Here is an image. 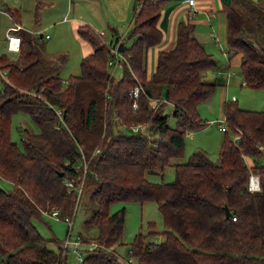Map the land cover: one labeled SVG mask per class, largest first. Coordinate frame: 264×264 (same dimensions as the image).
Segmentation results:
<instances>
[{
	"label": "trees",
	"instance_id": "obj_1",
	"mask_svg": "<svg viewBox=\"0 0 264 264\" xmlns=\"http://www.w3.org/2000/svg\"><path fill=\"white\" fill-rule=\"evenodd\" d=\"M166 1L134 3L130 44L122 42L124 58H117L123 62L118 79L107 63L113 44L89 24H78L77 35L92 50L81 58V72L70 74L67 83L58 73L66 56H42L37 42L43 32L37 36L23 28L18 9L8 8L22 28L19 50L0 53L6 77L0 85V177L13 186H0L3 264H60L65 259L62 245L59 252L47 244L56 237H43L33 218L46 207L69 216L76 193L67 191L65 181L77 184L82 176L93 182V210L83 226L97 232L81 264H124L114 246L122 243L125 208L111 212L110 205L146 200L157 202L164 229L156 231L148 221L146 232H136L128 243L132 261L126 264H264V165L246 161V156L264 154V108H242L226 99L227 129L217 160L198 148L174 163L173 181L146 178V172H162L172 158L183 155L185 133L205 125L197 105L218 85L204 78L216 61L193 35L194 23L187 18L177 22L174 44L158 50L148 73L147 52L162 39L158 20ZM43 4L36 0V15ZM219 10L225 16L227 46L240 56L244 84L264 90V0H219ZM138 82L143 90L132 109L129 91ZM166 87L165 101L152 106L149 98H163ZM164 102L173 105L175 126L167 123ZM17 112L28 114L37 127L21 129V146L11 138V118ZM135 123L146 125V132L132 131ZM251 171L258 175L260 191L247 187ZM158 233L161 240L151 239Z\"/></svg>",
	"mask_w": 264,
	"mask_h": 264
},
{
	"label": "rangeland",
	"instance_id": "obj_2",
	"mask_svg": "<svg viewBox=\"0 0 264 264\" xmlns=\"http://www.w3.org/2000/svg\"><path fill=\"white\" fill-rule=\"evenodd\" d=\"M42 1L44 3L43 7L36 15V0H0L2 6L0 8L4 11L0 13V53H12L6 49V42L3 39L5 37V29L11 23L6 15V11L10 7L19 10L21 15L20 22L23 28L31 32L37 31V36L43 32V36L41 37L42 42H37L42 56L55 57L60 54L66 56L65 63L58 68V73L64 81L67 80L70 74H79L81 72V58L85 55L84 52L90 48V45L86 41L82 40L77 34L75 35V31H73L75 24L87 23L97 33L103 32L102 38L106 43L114 44L111 41H114L116 38L114 36L115 31L119 39L118 42H123L125 45L130 44L127 33L131 28L132 10L136 0ZM176 1L175 5H179L184 0H167L164 6ZM211 1L217 10V17L208 15L202 11H192L190 7L185 17L187 20L194 22L195 36L203 42L205 49L212 54L217 65L215 68L207 69L204 72V78L208 81H217L218 85L207 100L205 99L197 105V109L203 120L206 121V125L193 136H184L183 155L172 158L171 162L165 166L162 172H146V178L150 181H173L175 176L174 163L187 160L191 153L198 148L206 150L211 159L217 160L223 136V131L219 130V121L224 118L222 110L224 99H235L242 108H264V90L242 84L239 56L232 50H229L227 46L226 26L223 13L219 10V2L218 0ZM180 9L185 10L183 6ZM184 10H179L176 13L178 18H182ZM191 17L193 20L190 19ZM208 18L211 19L214 28H217L218 21L220 20L222 30L220 41L217 40V37H215L216 41L213 38L211 39L209 32L212 31V26L207 23ZM121 38L122 40H120ZM153 62L154 59L152 58L151 64ZM122 70V60H115L109 66V71L114 76V79H118L121 76ZM1 83L2 78L0 77V85ZM173 110V105L170 102L163 103L162 112L167 114V123L170 126L176 125ZM23 128L37 131V127L33 124L28 114L24 112L13 114L11 118V138L17 141L19 146H21L20 133ZM122 129L124 128L122 127ZM229 136L231 139L236 138L235 133L232 131H229ZM81 158L85 160L83 155H81ZM246 161L248 165H253L254 161L257 164L264 165V154L258 157L246 156ZM78 185H80V190L75 196L73 212L69 215L67 221L64 220V213L62 212H58L57 216H53L52 211L57 208L51 209V207L41 209L40 217L33 218L34 224L43 237H56L55 241L47 243L49 247L59 250V252L62 251L60 249L61 245L63 250L65 249L66 257L60 264H81L77 260V256L81 254L83 257L85 253L84 249H91L93 247L94 240L91 236L97 232L95 227L85 228L83 226V220L93 210V204L90 202L93 182L86 181L85 176H82ZM0 186L6 190H11L13 187L11 182L1 177ZM17 190L21 189L17 187ZM122 206L125 208L124 230L121 237L122 243L114 246V252L126 264L132 261L129 257L128 243L132 240L134 234L138 231L146 232L148 230V221L154 222L156 231H162L164 224L155 200H146L142 203L138 201H115L110 205V211L113 212ZM84 238L88 240L85 242ZM162 238L163 235L161 233L151 237L155 241H159ZM66 239H68V243L64 245V240ZM0 264H3L1 257Z\"/></svg>",
	"mask_w": 264,
	"mask_h": 264
},
{
	"label": "crops",
	"instance_id": "obj_3",
	"mask_svg": "<svg viewBox=\"0 0 264 264\" xmlns=\"http://www.w3.org/2000/svg\"><path fill=\"white\" fill-rule=\"evenodd\" d=\"M219 2V0H218ZM176 2L174 3H170V4H166L162 10H161V15H160V18L158 20V24L162 30V39L160 42H158L157 44L151 46L148 48V52H147V71L148 73L150 74L151 72H153V69H154V65H155V58H156V55H157V52L159 49H165V48H170L173 44H174V41H175V33H176V24L179 20H185L186 16H187V11L189 9V6L186 4L185 0L183 1L182 4H176ZM1 6V4H0ZM183 6L184 9H180V7ZM196 6H197V12L199 11H202V12H205L207 13L208 15H214L215 17H217L216 15V8L215 6L213 5L212 1L211 0H196ZM2 7V6H1ZM179 10H184L185 12L183 13V16L182 18H178V16L176 15V13L179 11ZM19 11V10H18ZM1 15V14H0ZM6 15L8 16L9 18V15L8 14V9L6 11ZM194 16V15H193ZM224 16V14H223ZM20 18H21V15H20V12H19V16L17 18V21L22 25V23L20 22ZM10 19V18H9ZM12 16H11V20H12ZM191 20H193V18L191 17L190 18ZM10 20V21H11ZM224 21H225V16H224ZM194 23V22H193ZM207 23L209 25L212 26V31L209 32L210 34V37L211 39L213 38L215 40V37H217V40L220 41V38H221V35H222V30H221V24H220V20L218 21V24H217V28H214L213 25H212V22H211V19L208 18V21ZM226 23V22H225ZM78 23L75 24L74 28H73V31H75V35L77 34L76 33V27H77ZM226 26V24H225ZM193 35L195 36L194 34V29H193ZM114 36H116L115 40L114 41H111L113 43H115V41L118 39L117 37V34L116 32L114 31ZM196 37V36H195ZM219 37V39H218ZM197 38V37H196ZM4 39V38H3ZM199 40V38H197ZM119 40V39H118ZM122 40V38L120 39ZM216 41V40H215ZM201 42V41H200ZM203 44V42H201ZM89 44V43H88ZM115 44H118V43H115ZM90 45V44H89ZM92 50V47L90 45V48L89 50L85 51L84 53L87 54L89 52H91ZM235 54H238V53H235ZM239 56V54H238ZM240 57V56H239ZM152 58L154 59V62L151 64L152 62ZM217 66V65H216ZM215 66V67H216ZM214 67V68H215ZM113 76V75H112ZM114 78V76H113ZM217 79V78H216ZM215 79V80H216ZM242 84H244V80L242 78ZM245 85V84H244ZM209 98V97H208ZM234 98V97H233ZM207 100V99H206ZM226 99L223 100V102L225 101ZM222 107H223V104H222ZM199 112V111H198ZM199 115H200V112H199ZM201 117V115H200ZM202 118V117H201ZM203 119V118H202ZM205 121V120H204ZM219 121V120H217ZM205 125H206V121H205ZM202 126L201 128L199 129H191V130H188L186 133H185V136L189 135V136H193L194 134H196V132H198L199 130H201L202 128L205 127ZM220 130V129H219ZM222 131V130H221ZM237 135L235 134V137ZM51 248V247H50Z\"/></svg>",
	"mask_w": 264,
	"mask_h": 264
},
{
	"label": "built area",
	"instance_id": "obj_4",
	"mask_svg": "<svg viewBox=\"0 0 264 264\" xmlns=\"http://www.w3.org/2000/svg\"><path fill=\"white\" fill-rule=\"evenodd\" d=\"M187 5L190 7V9L192 11H196L197 10V6H196V0H185ZM4 12L1 8H0V13ZM9 18L11 20V16L9 15ZM22 28L21 25L18 22H15L12 20V23L5 29V39H6V49L9 52H17L19 50L20 47V35L18 34L19 29ZM98 35L102 36L103 32H99L97 33ZM110 50H111V55L108 56L107 58V63L109 65L113 64L115 60H117L118 57H122L124 58L120 51L117 49V44H113L110 46ZM0 77L6 79L5 77V70L0 66ZM65 83H67V80L64 81ZM143 90L142 85L135 84L129 91L130 94V100H131V104H132V108L135 109L137 107V102L139 99V95L141 93V91ZM164 96V95H163ZM160 100L165 101V97L163 98H149V102L152 106H155L158 104V102ZM57 113H59V110H57ZM219 128L220 130H226L227 129V124L225 122V119H220L219 121ZM146 125L142 124V123H135L133 125H131L130 129L132 131H143L144 133L146 132ZM82 165H83V171L85 172V170L87 169V165H86V161L82 160ZM80 164L77 165V167H79ZM65 185H66V189L67 191H75V193L77 194L80 190V185L75 184L74 180L72 179H66L65 181ZM254 185H258L259 187V178L258 175L255 174L254 172H250L249 174V178H248V184L247 187L250 190L251 188L254 187ZM254 191V190H251ZM52 215L53 216H57L58 212L57 210H53L52 211ZM69 218V216H65L64 220L67 221ZM68 243V239L64 240V245H66ZM82 255L78 254L77 256V260L81 262L82 260Z\"/></svg>",
	"mask_w": 264,
	"mask_h": 264
},
{
	"label": "water",
	"instance_id": "obj_5",
	"mask_svg": "<svg viewBox=\"0 0 264 264\" xmlns=\"http://www.w3.org/2000/svg\"><path fill=\"white\" fill-rule=\"evenodd\" d=\"M117 49L119 51L122 50V42H118ZM167 96H168V88L166 87L165 90H164V97H167ZM224 209H225V214L228 216L230 214V210L228 209V207L226 205L224 206Z\"/></svg>",
	"mask_w": 264,
	"mask_h": 264
},
{
	"label": "clouds",
	"instance_id": "obj_6",
	"mask_svg": "<svg viewBox=\"0 0 264 264\" xmlns=\"http://www.w3.org/2000/svg\"><path fill=\"white\" fill-rule=\"evenodd\" d=\"M251 190L260 191V189H259L258 185H254V187H253V188H251V189H250V191H251Z\"/></svg>",
	"mask_w": 264,
	"mask_h": 264
}]
</instances>
